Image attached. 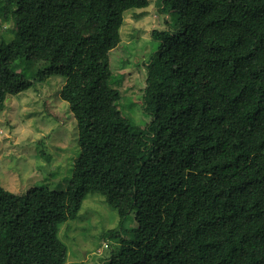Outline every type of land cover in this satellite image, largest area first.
<instances>
[{"label":"trees","instance_id":"1","mask_svg":"<svg viewBox=\"0 0 264 264\" xmlns=\"http://www.w3.org/2000/svg\"><path fill=\"white\" fill-rule=\"evenodd\" d=\"M1 1L0 31L14 19L18 37L0 33V111L8 96L64 78L80 156L64 191L0 185V264H66L60 226L95 192L119 216L103 234L118 250L103 264H264V0H161L173 20L153 34V118L140 132L108 82L109 54L124 14L148 0ZM24 65H35L31 78Z\"/></svg>","mask_w":264,"mask_h":264},{"label":"rangeland","instance_id":"2","mask_svg":"<svg viewBox=\"0 0 264 264\" xmlns=\"http://www.w3.org/2000/svg\"><path fill=\"white\" fill-rule=\"evenodd\" d=\"M146 7L131 9L124 14L121 43L110 54L111 77L108 82L120 91V106L132 119V130L140 132L153 118L146 109L145 68L158 50L160 42L154 32L171 30L170 9L161 0H148ZM0 0V12L3 9ZM0 31L6 44L18 37L14 19ZM85 34L95 31L86 19L78 20ZM35 65H24L31 78ZM65 79L53 76L31 89L8 96L5 109L0 111V185L23 195L33 188L64 191L72 178L74 162L80 156L76 122L67 102L61 99ZM80 216L60 226L59 238L68 248L66 264H103L118 250L115 239L103 234L119 222L116 210L98 193L88 195ZM141 213L132 212L126 220V234L137 227ZM111 245L115 247L111 248Z\"/></svg>","mask_w":264,"mask_h":264}]
</instances>
